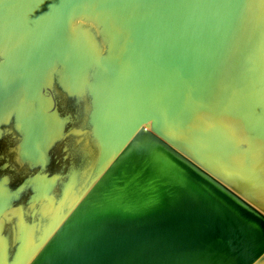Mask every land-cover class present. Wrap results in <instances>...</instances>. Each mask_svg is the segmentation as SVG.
<instances>
[{"label":"water","instance_id":"water-1","mask_svg":"<svg viewBox=\"0 0 264 264\" xmlns=\"http://www.w3.org/2000/svg\"><path fill=\"white\" fill-rule=\"evenodd\" d=\"M0 82L44 83L61 121L15 113L23 148L52 132L9 185L43 167L54 204L0 264L264 258V0H0Z\"/></svg>","mask_w":264,"mask_h":264},{"label":"rangeland","instance_id":"rangeland-1","mask_svg":"<svg viewBox=\"0 0 264 264\" xmlns=\"http://www.w3.org/2000/svg\"><path fill=\"white\" fill-rule=\"evenodd\" d=\"M9 80L13 79L9 78ZM26 86L31 90V93L36 92V94L34 93L36 101H33L31 98L27 97L24 101L22 95L23 86H7L0 82V119L5 113H21L23 112V109L26 112V110L28 109L26 105H31L32 107H37L36 112L39 115V123L41 125H45L44 122L50 125H52L53 123L55 127L61 125V121L57 115V111L48 103L50 101V96L47 98L43 97L42 92L44 89V83L41 84L39 82L35 86L34 84L29 83L26 84ZM23 101L25 102L24 104ZM40 119L44 120V122ZM60 130L61 127L59 126V131ZM51 132L52 131L45 134L43 133V131H41V133L35 135L33 141L26 143V147H24L26 150L23 149L25 157H28V159H30L31 161L35 159L40 163H43L47 159V149L48 145L50 144L49 135L51 134ZM74 171V169L69 170L66 180H63V186H65L66 188H63L64 190H70L71 182L73 181L72 174L74 173ZM54 178L55 176L49 177L47 173L43 171V167H41L33 176H29L28 178H26L24 183L27 182L29 185H31L34 191V193H32V195L30 196L28 202L31 203L35 200L40 201L35 205H29V215L33 216L35 211H37L38 217L36 219H33L31 218V216H29V218L24 219V217L22 216L23 212L21 205L11 207V201L18 195L24 183L20 184V186L16 189H13L9 185V181L7 178L5 176H0V258H2V256H5V254L3 253L6 247L7 234H10L14 231L19 235L17 237L24 240L26 242V245H28L25 253L28 252L29 254L31 252L34 246L32 226L34 225V222H40L42 215L47 214L50 205L54 204V199L51 193L53 184L55 183ZM56 203H58V201ZM263 260L264 259H262V261Z\"/></svg>","mask_w":264,"mask_h":264},{"label":"flooded vegetation","instance_id":"flooded-vegetation-1","mask_svg":"<svg viewBox=\"0 0 264 264\" xmlns=\"http://www.w3.org/2000/svg\"><path fill=\"white\" fill-rule=\"evenodd\" d=\"M23 139L24 134L15 113H5L0 119V176H5L8 181L25 174Z\"/></svg>","mask_w":264,"mask_h":264},{"label":"bare ground","instance_id":"bare-ground-1","mask_svg":"<svg viewBox=\"0 0 264 264\" xmlns=\"http://www.w3.org/2000/svg\"><path fill=\"white\" fill-rule=\"evenodd\" d=\"M262 259H264V258H262ZM262 259L261 260H259L257 263H255V264H264V260L262 261ZM262 261V262H261ZM260 262V263H259Z\"/></svg>","mask_w":264,"mask_h":264}]
</instances>
